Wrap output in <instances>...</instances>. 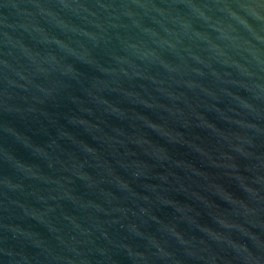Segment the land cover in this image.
I'll list each match as a JSON object with an SVG mask.
<instances>
[{
    "label": "water",
    "instance_id": "95a60500",
    "mask_svg": "<svg viewBox=\"0 0 264 264\" xmlns=\"http://www.w3.org/2000/svg\"><path fill=\"white\" fill-rule=\"evenodd\" d=\"M0 264H264V0H0Z\"/></svg>",
    "mask_w": 264,
    "mask_h": 264
}]
</instances>
